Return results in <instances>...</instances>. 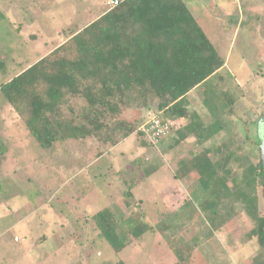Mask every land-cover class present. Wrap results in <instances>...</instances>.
I'll return each instance as SVG.
<instances>
[{
	"label": "rangeland",
	"instance_id": "1",
	"mask_svg": "<svg viewBox=\"0 0 264 264\" xmlns=\"http://www.w3.org/2000/svg\"><path fill=\"white\" fill-rule=\"evenodd\" d=\"M111 1L116 0H0V86L98 20L112 9ZM185 1L225 60L220 76L235 99V115L228 117L222 113L228 103L211 100L220 83L213 78L190 93L189 112L206 123L221 118L228 129L203 147L175 151L169 149L173 135L156 146L142 145L138 125L114 147L87 139L47 150L0 93V264H176L177 254L190 247L196 250L192 264H251L259 248L254 239L243 241L251 232L247 218L240 215L226 231H213L193 203L199 185L191 179L180 184L174 173L178 158L232 141L256 163L262 159L264 0ZM142 119L140 126L149 116ZM188 121L175 122L173 129ZM136 176L141 179L129 200L124 183ZM107 208L122 219L142 215L153 230L140 240L126 233L127 248L115 253L91 219Z\"/></svg>",
	"mask_w": 264,
	"mask_h": 264
},
{
	"label": "trees",
	"instance_id": "2",
	"mask_svg": "<svg viewBox=\"0 0 264 264\" xmlns=\"http://www.w3.org/2000/svg\"><path fill=\"white\" fill-rule=\"evenodd\" d=\"M118 1L116 7L74 33L65 45L0 86V93L25 121L31 136L47 150L69 140L87 139L114 147L119 139L129 138L138 125L142 145L152 146L141 131L144 124L140 126L146 114L147 122L152 115L173 124L189 120L159 141L158 145L173 135L170 151L184 145L203 147L225 132L228 126L221 118L213 116L215 119L206 123L198 112H189L190 93L213 78L220 83L211 100L226 101L229 107L222 113L228 117L235 115V99L220 76L225 60L186 1ZM124 112L134 114L132 121L122 119ZM189 139H194L193 144L187 143ZM232 143L178 158L174 176L179 182L191 179L199 185L193 203L213 231L227 229L244 215L251 232L243 241L254 239L259 248L251 264H264L263 160L259 155L256 163ZM140 179L136 176L124 183L129 200ZM91 219L115 253L127 248V234L140 240L153 230L142 215L122 219L111 208ZM190 248L177 254L176 264H192L196 250Z\"/></svg>",
	"mask_w": 264,
	"mask_h": 264
},
{
	"label": "built area",
	"instance_id": "3",
	"mask_svg": "<svg viewBox=\"0 0 264 264\" xmlns=\"http://www.w3.org/2000/svg\"><path fill=\"white\" fill-rule=\"evenodd\" d=\"M109 4L111 8H113L119 4V1H111ZM173 126L174 124L172 122L165 121L156 115H152L149 122H147L141 127V131L147 138V142L156 146L158 145L161 139L169 135L170 130L173 128Z\"/></svg>",
	"mask_w": 264,
	"mask_h": 264
},
{
	"label": "crops",
	"instance_id": "4",
	"mask_svg": "<svg viewBox=\"0 0 264 264\" xmlns=\"http://www.w3.org/2000/svg\"><path fill=\"white\" fill-rule=\"evenodd\" d=\"M179 182V181H178ZM180 184L182 183V182H179ZM170 192H172L171 190L170 191H167L166 193H165V195H168V196H164V201H163V204L166 206V207H168V202H170V198L169 197H171V193ZM167 193H169V194H167Z\"/></svg>",
	"mask_w": 264,
	"mask_h": 264
},
{
	"label": "water",
	"instance_id": "5",
	"mask_svg": "<svg viewBox=\"0 0 264 264\" xmlns=\"http://www.w3.org/2000/svg\"><path fill=\"white\" fill-rule=\"evenodd\" d=\"M261 152H262V160H263V164H264V143L262 144Z\"/></svg>",
	"mask_w": 264,
	"mask_h": 264
}]
</instances>
